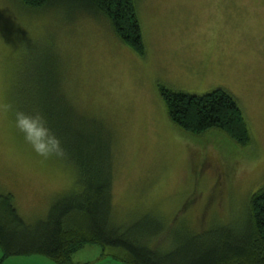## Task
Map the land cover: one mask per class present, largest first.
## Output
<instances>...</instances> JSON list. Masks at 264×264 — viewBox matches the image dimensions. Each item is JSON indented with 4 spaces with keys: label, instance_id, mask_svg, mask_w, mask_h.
<instances>
[{
    "label": "rangeland",
    "instance_id": "rangeland-1",
    "mask_svg": "<svg viewBox=\"0 0 264 264\" xmlns=\"http://www.w3.org/2000/svg\"><path fill=\"white\" fill-rule=\"evenodd\" d=\"M136 3L143 55L116 38L102 17L80 11L65 21L58 9L27 11L0 0V194L9 192L34 224L79 187L68 160L34 125L20 123L28 112L17 104L37 98V67L60 61L70 101L112 134L119 222L152 219L171 241L240 231L251 195L264 188V0ZM161 87L229 92L252 146L239 147L220 133H184L168 119ZM104 254L99 245H85L72 262L122 264ZM2 256L0 249V264H59L40 254Z\"/></svg>",
    "mask_w": 264,
    "mask_h": 264
},
{
    "label": "trees",
    "instance_id": "trees-1",
    "mask_svg": "<svg viewBox=\"0 0 264 264\" xmlns=\"http://www.w3.org/2000/svg\"><path fill=\"white\" fill-rule=\"evenodd\" d=\"M15 1L27 11L58 9L56 14L65 21L80 11L102 17L116 38L138 54L145 53L136 0ZM59 62L54 67L39 65L37 98L17 104L50 147L72 165L79 187L63 193L46 217L34 224L19 214L9 192L0 194L2 258L40 254L59 264H74L75 252L96 244L122 264H264V188L251 195L243 229L222 230L206 240L199 233L189 240L181 236L171 241L157 222L144 217L119 222L112 203V134L70 101ZM159 94L168 119L184 133L193 137L220 133L239 147L252 146L240 105L229 92L216 88L195 95L161 87Z\"/></svg>",
    "mask_w": 264,
    "mask_h": 264
},
{
    "label": "clouds",
    "instance_id": "clouds-1",
    "mask_svg": "<svg viewBox=\"0 0 264 264\" xmlns=\"http://www.w3.org/2000/svg\"><path fill=\"white\" fill-rule=\"evenodd\" d=\"M20 123L22 124V125H27L28 124V118L27 117H23L21 120H20ZM43 147H44V145H39L38 146V148H40V149H43Z\"/></svg>",
    "mask_w": 264,
    "mask_h": 264
},
{
    "label": "crops",
    "instance_id": "crops-1",
    "mask_svg": "<svg viewBox=\"0 0 264 264\" xmlns=\"http://www.w3.org/2000/svg\"><path fill=\"white\" fill-rule=\"evenodd\" d=\"M105 255V254H104Z\"/></svg>",
    "mask_w": 264,
    "mask_h": 264
}]
</instances>
